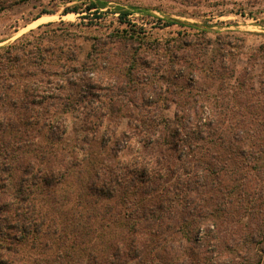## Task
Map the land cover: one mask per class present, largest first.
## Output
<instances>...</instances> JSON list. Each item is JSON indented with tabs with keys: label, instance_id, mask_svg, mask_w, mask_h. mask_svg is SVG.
<instances>
[{
	"label": "rangeland",
	"instance_id": "1",
	"mask_svg": "<svg viewBox=\"0 0 264 264\" xmlns=\"http://www.w3.org/2000/svg\"><path fill=\"white\" fill-rule=\"evenodd\" d=\"M90 1L31 0L0 12V48L39 37L41 45H61L78 53L81 62L91 63L92 46L117 29L135 26L145 39L142 48L135 44L130 56L115 57L114 52L124 47L110 46V61L95 60L102 65V74L80 62L75 72L43 78L53 85L42 80L39 87L47 88L36 87L35 95L51 89L60 92L63 102L75 103L78 98L80 102L74 111L56 114L51 110L36 122L33 140L47 154V162L39 155L31 157L37 166L31 164L17 174H23V217L33 232L29 237L17 236L13 243L5 236L8 229H0V260L11 263L10 251L18 250L27 264H56L62 251L70 252V258L61 264H104L113 247L125 251L133 244L143 250L145 239L149 244L158 236L147 233L146 221L139 215L153 199L139 191L142 181L136 178L138 187L133 189L138 194L122 208L108 209L118 202L99 196L96 189L107 177L105 170L110 174L112 169H124L122 175L128 180L136 177L141 164L156 167L159 148L155 143L162 138L163 122L185 135V115L189 125L215 116L230 136H245L249 131L264 136V0H105L107 6L99 11L87 9ZM75 5L82 8L79 13L67 11ZM55 29L57 34L52 33ZM98 47L101 52L107 49ZM187 57L204 65L194 74L196 85L203 89L200 92L185 78L190 65ZM56 82L64 85L59 91L54 90ZM95 83L100 88L87 97L86 90ZM51 90L45 94L51 95ZM35 103L34 108L53 109L52 100L47 103L36 97ZM114 103L121 113L109 116L105 105ZM144 120L151 130L142 127ZM166 146L164 156L175 161L176 155ZM96 171L101 179L93 182ZM80 175L83 178L78 180ZM249 185L264 190L260 175L250 178ZM5 200L10 202L4 217L13 214L15 218L16 200ZM234 226L224 223L219 235L227 237ZM75 239L77 244L70 250ZM153 243L147 254L154 249ZM9 246V254L3 256Z\"/></svg>",
	"mask_w": 264,
	"mask_h": 264
},
{
	"label": "trees",
	"instance_id": "2",
	"mask_svg": "<svg viewBox=\"0 0 264 264\" xmlns=\"http://www.w3.org/2000/svg\"><path fill=\"white\" fill-rule=\"evenodd\" d=\"M30 1L0 0V12ZM107 4L105 0H93L87 9L99 11ZM81 9L75 5L67 11L79 13ZM129 14L124 13V16ZM48 25L50 23L44 26ZM57 32L58 29L52 31L54 34ZM201 33L206 31L202 30ZM141 34V30L128 25L126 29H117L107 40L98 39L99 44L95 43L88 54L91 63L81 62L78 53L61 45H41L39 37L35 41L21 40L0 48V221H3L0 229H8L5 236L10 242H16L17 236L29 237L33 232L27 218L23 217V202H26L23 194V174L20 177L17 174L19 170L23 173V168L31 164L37 166L31 157L39 155L47 162V154L33 140L35 124L51 110L56 114L69 113L80 102V98L75 103L63 102L60 92L56 94L51 89H46L52 91L51 95H46L45 90L42 91L43 95H35L36 87L43 83L42 80L53 85L49 79L43 78L75 72L80 62L82 66L89 67V71L92 66V70H95L93 72L102 74V65L95 60L110 61L107 56L112 54L110 46L115 44L124 47L122 52H114L115 57L130 56L135 44L139 43L140 46L145 43ZM98 46L107 49L101 52ZM202 54L206 56L207 52L202 51ZM194 60L187 57L186 62L190 65L185 71V78L192 86L194 84L195 91L200 92L203 89L196 85L194 74L204 65L196 64ZM212 70L209 69L211 72ZM39 76L42 78L39 79ZM56 86L54 90L59 91L64 85L59 87L57 83ZM44 88L47 87L42 85L39 90ZM89 88L85 92L87 97L95 96L92 89L100 86L95 83ZM36 97L45 99L47 103L52 100L49 106L53 109L34 108ZM114 105L116 104L105 105L109 116L121 113V108ZM20 107H23L22 111ZM188 119L189 116L185 115V135L179 133L178 127L171 128L169 122L162 123V138L155 143L159 148V156L154 159L156 167L141 164L140 169L135 170L136 177L128 180L122 175L124 169H112L110 174V170L104 171L107 177L103 178L102 185L96 190L99 196L103 195L110 201L118 202V205L108 206V209L119 205L122 208L127 201H133L138 194L134 190L138 187L135 182L137 179L142 181L144 187L139 188V191L142 190L141 194L153 199L140 209L139 215L146 221L143 228H146L147 233L158 236L148 240L149 244L154 242V249L148 254L146 250L149 244H146L145 239L143 250L133 244L125 251L113 247L104 264H264V190H255L249 185L250 178L255 175H260L264 180V136L257 131L246 132L245 136H230L220 119L215 116L203 124L196 119L198 121L194 125H189ZM141 125L149 128L145 120ZM20 126H23V130ZM165 145L173 150L175 161L166 154L164 156ZM25 157L28 159L23 164ZM81 178L82 175L78 176V180ZM95 179H101V174L97 171L92 181L95 182ZM43 182L50 184L46 177H43ZM7 197L16 200L15 218L13 214L5 217L3 215L9 211L10 201L5 200ZM84 204L89 205L86 201ZM180 213L184 215L182 220ZM224 223L235 225L236 229L227 237L219 235V227ZM18 241L20 243L21 239ZM75 241L76 239L70 250L75 248ZM10 250V246L4 249L3 256L8 255ZM69 253L60 251V261L56 264L69 260ZM9 258L11 263L2 259L0 264H27V260L19 255L18 250H11ZM122 258L125 260H121Z\"/></svg>",
	"mask_w": 264,
	"mask_h": 264
}]
</instances>
